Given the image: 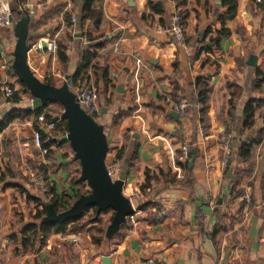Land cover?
Returning <instances> with one entry per match:
<instances>
[{
    "label": "crops",
    "instance_id": "0c3cea01",
    "mask_svg": "<svg viewBox=\"0 0 264 264\" xmlns=\"http://www.w3.org/2000/svg\"><path fill=\"white\" fill-rule=\"evenodd\" d=\"M13 1L16 9H21ZM175 1L93 0L92 8L101 12L100 24L95 28L86 21L83 29L79 27L82 0L25 1L24 8L29 13L32 11L29 15L33 25L27 36V62L41 81L49 78L53 85L63 82L56 53L59 42L66 47V69L70 75L76 68L81 47L88 43L89 32L93 38L91 44L106 41L101 48H94L95 61H104L116 87L111 96L113 108L102 107L105 113L101 108L95 120L103 125L108 141L106 165L115 160L117 151L128 140L138 143L137 158L127 169L122 190L131 197L135 223L126 221L113 237L107 238L105 229L112 210L100 215L98 225L91 223L90 218L83 221V216L69 224L64 232H52L43 243L37 242L33 249L22 251L11 235L18 232L38 207L25 198L19 186L43 198L44 183L37 171L40 166L72 162L70 168H77L78 173L80 170L73 153L64 156L69 150L65 144L53 146L47 157L39 155L31 140L33 116L25 117L22 122L12 121L0 133V264H102L101 258L105 255L111 257L110 264H137L147 255H154L158 264H264V104L255 110L253 131L262 129L263 138L251 154L253 170L242 175L236 186L243 193H249V204L242 196L233 200L225 198L233 170L243 169L247 163L236 164L233 157L226 170L229 148L222 142V137L232 138L234 143L240 139L243 102L248 97H264V84L261 94H253L251 87L264 50L261 18L249 0H238L236 16L224 23L229 34L219 36L218 43L213 45L210 40L221 27L217 15L224 12L221 0H186L180 7ZM150 2H161L165 14L152 13ZM176 12L186 16L185 48L175 44L169 33L158 32V28L167 27ZM66 14L70 15L69 20ZM202 39L209 50L201 51L194 58L202 48ZM48 41L54 43V51L47 50ZM14 43L13 25L0 28V83L9 79L20 97L15 106L25 107L30 98L9 73ZM251 54L256 56L255 67L246 63ZM213 62L218 65L216 72ZM87 71V83L96 88L102 104V82L96 87L90 69ZM205 71L212 73L206 129L200 123V106L193 104L195 78ZM228 83L243 90L241 99L234 101L238 107V128L230 135L225 134L231 123ZM0 97L1 119L4 110L9 111L13 105L5 101L1 92ZM172 97L188 104L185 116H179L174 110ZM119 111L123 115L112 122ZM172 111L178 113L177 119L170 115ZM183 142L198 151L197 156L190 157H193L191 167L188 166L192 172L190 181L175 162ZM64 148L67 149L63 151ZM123 160H118L119 172ZM145 169L151 174L169 172L177 183L159 190L151 182V187L146 189L151 195L150 205L140 209L145 202L139 191ZM224 171H229L231 176L224 175ZM56 186L55 192L60 194ZM68 186L69 190L64 192L71 196L79 187L71 183ZM80 187L89 190L86 182ZM218 199H221L219 206ZM96 226L103 229L98 244L92 242V236H100L93 228Z\"/></svg>",
    "mask_w": 264,
    "mask_h": 264
},
{
    "label": "trees",
    "instance_id": "16d2710c",
    "mask_svg": "<svg viewBox=\"0 0 264 264\" xmlns=\"http://www.w3.org/2000/svg\"><path fill=\"white\" fill-rule=\"evenodd\" d=\"M22 7H24L26 0H16ZM249 2L255 7V9L258 12V15L261 18V26L264 28V0H249ZM93 0H86L82 3L81 12H80V28L83 29L85 26V22L89 21L91 27L97 28L100 24L101 20V12L98 10H95L92 8ZM186 3V0H176L175 5L177 7L183 6ZM220 6L224 8V12L217 15L216 20H218L221 24V27L216 30V36L210 40V42L213 43V45L217 44L219 41V36H225L229 34V30L224 27V23L227 20H232L236 16L237 12V6H238V0H221ZM150 10L152 13H158L163 16L165 14V10L162 6L161 2H150ZM181 14V13H180ZM12 16L14 20L19 19L22 16L21 9L12 11ZM150 16V15H149ZM182 19H185V14H181ZM145 17V15H143ZM65 18L67 20L70 19V15H65ZM162 21V18L159 20ZM185 23V21H184ZM33 27L31 18L29 20L28 30H31ZM215 30V29H212ZM88 43L83 45L81 47L79 59L76 65V68L72 74H70V83L69 87L74 92L76 89L81 88L82 86L90 87L88 82V69H90L91 76L93 78L94 85L97 87V84L99 81L102 82V94H103V101L102 104H100L98 99V104L100 105V108L105 107L107 110H111L113 108V97H111L114 94V89L116 87L115 80L110 79L108 76V67L105 65L104 61H95L97 54L95 53L94 48H101L106 41H101L96 44H91L92 37L90 32L86 35ZM202 48L200 47L199 50L196 52V55L194 58L197 57V55L203 51V50H209V47L206 46L203 39L201 40ZM65 45L62 42H59L57 44V58L62 66V74L63 76L67 75V69H66V60L67 56L65 54ZM262 62L261 64L255 69V78L252 80L251 87H252V93L253 94H261L262 88L264 84V50L261 53ZM192 60V58H191ZM206 60V59H205ZM203 60V62L205 61ZM214 67V72L217 70V63H212ZM212 70V71H213ZM9 73L13 76L12 68L9 70ZM15 76V75H14ZM212 76L211 71L202 72V74L198 75L195 78L194 87L196 91V97L193 98V104L200 106L199 115H200V123L204 129L208 127L209 125V117L207 115L209 104V93L211 91V86L209 85L210 77ZM16 81L22 86L25 93L28 94L29 98H32V96L29 94L28 90L26 89L24 83L16 79ZM44 82H49L52 84V80L49 78H46ZM227 88L230 92V98L228 100V115L230 117L231 123L228 124L225 130L226 135H230L231 131L236 132V127L238 128V107L237 104L234 102L235 100H240L242 97V88L238 87L234 83H228ZM257 95V97H248L242 105V111L240 116V139L237 142H233L232 138H229L226 142L227 147L229 148V154L225 161V169L228 170L227 162L231 160V158H235L236 164L241 162H246L247 165L243 169L235 168L233 170L232 176L230 178V188L227 191L225 198L234 199L238 196H243V190L236 189V186L240 182V178L244 174H249L252 172L253 167L250 163L251 154L253 149L260 145L262 143L263 138V130L260 129L258 131H253L254 126V116H255V110L258 106L264 104V97H261ZM2 98V97H0ZM175 104L179 103V97H172ZM20 100V97L18 96V93L14 91L13 95L10 98L5 99L6 102L11 103L13 106L10 107V110L7 112V114L0 119V133L12 122H22L23 118L34 116L38 114L39 112L43 110H47L48 105L51 102H47V104L41 108L38 111H31L26 109L25 107L21 106H15V104H18ZM61 106V105H60ZM62 111V106H61ZM60 112H57L58 115H60ZM188 110L186 109L183 113H179V116H185L187 114ZM123 115V112H117L115 116L112 119V122H116L118 118H120ZM66 132V126L63 121L60 120V122L57 124V133L58 134H64ZM246 138L245 141H243V138ZM128 140L127 145L121 149H119L116 153V160H125L126 157L128 158V166L127 169L130 168L133 165V162L137 158V152H138V143L134 140ZM67 145L68 152L64 154L66 157L68 153H73L69 144L64 142H56L53 141L51 145L58 147L62 145ZM51 154V150L49 151L48 155ZM198 151L196 149H192L189 147L188 149V155L187 158H183L181 151L178 150L176 152L175 162L178 166L182 168V171L184 172V177L187 179V181H190V177L192 175L191 169L188 167V162L190 160V157L192 155L197 156ZM224 152L222 150V156ZM46 156V157H47ZM123 160V161H124ZM72 162L57 165L55 163H48L47 165L40 166L37 171L38 175L41 177L43 183H44V197L39 198L36 196H33L28 193L25 189L19 186L21 192L25 193V198L29 201H32L38 208L36 212L30 216V219L24 224H22L21 228L18 230V232L13 233L11 235V239L18 243L20 246V249L22 251H28L34 248L35 244L37 242L43 243L45 241V238L50 233H56V232H64L67 228V226L71 223L76 222L83 216H85L87 213H91V216L89 217V221L92 223H96L98 225L100 221V215L102 213H106L109 210L102 211L97 218H94L95 216V210L96 208L94 206L86 207L83 210V213L78 218H71L68 219L62 223L57 222H49V223H42L41 219L43 215L45 214V205L47 203H51L56 211H62L66 209L68 206L71 205L72 201L77 198L80 194H86L89 192V190H83L80 186H83L85 182L79 181L78 177L71 178V184L72 185H78L79 187L76 189L75 193L71 196L69 193H66L63 191V193L58 194L55 192V188L53 183L49 181V175L57 173L59 170L60 172L67 173L70 165ZM80 172V170H79ZM227 171H224V175H226ZM3 177V175H2ZM185 181V179L183 180ZM151 182H154L156 187L159 190H164L166 188H169L170 186L177 183L176 179L173 175H171L169 172L166 173L164 171H159L157 174L150 173L148 169L144 170V183L141 184L139 187V191L143 194L144 201L142 205H140V209H144L146 206L150 205L149 200L151 199V195H149L146 192V189H149L151 187ZM179 184V183H178ZM9 186H14L9 185ZM45 199V200H44ZM21 222H23L21 220ZM124 225V224H123ZM121 225V226H123ZM96 232L99 235L92 236V242L94 244H98L101 238L103 237V229L102 227H93ZM40 236V237H39Z\"/></svg>",
    "mask_w": 264,
    "mask_h": 264
},
{
    "label": "water",
    "instance_id": "95a60500",
    "mask_svg": "<svg viewBox=\"0 0 264 264\" xmlns=\"http://www.w3.org/2000/svg\"><path fill=\"white\" fill-rule=\"evenodd\" d=\"M20 8L22 16L17 20L11 18L15 37L11 68L16 79L24 83L32 96V102L25 108L38 111L47 102H55L62 106L59 117L65 123L66 133L56 138L55 141L69 144L73 152V160L80 164L78 179L86 182L89 186L88 193L80 194L70 206L62 211H56L51 203H47L41 222L62 223L71 218H78L82 215L83 210L89 206L96 208L94 218H97L102 211L112 210L111 220L105 229V236L111 238L119 231L121 225L126 223V217L134 212L131 198L124 195L122 191L126 179L128 158L123 161L118 177L112 178L106 168L108 141L104 127L88 114L76 100L75 93L69 87L70 75H65L64 81L60 85H53L38 79L30 69L27 62L30 15L27 9L22 6ZM246 63L255 67L256 56L249 55ZM7 112L4 110L1 117H4ZM102 113H105V108H102ZM170 115L175 119L178 117V113L174 111ZM134 137L136 138L137 135ZM245 140L243 138V141ZM192 161L193 157L189 160V167H191ZM229 164L230 161L227 162V165ZM226 176H231L229 171L226 172ZM216 204L219 206L221 199H218ZM110 259L109 255L102 256V264H110Z\"/></svg>",
    "mask_w": 264,
    "mask_h": 264
},
{
    "label": "built area",
    "instance_id": "2783aa9c",
    "mask_svg": "<svg viewBox=\"0 0 264 264\" xmlns=\"http://www.w3.org/2000/svg\"><path fill=\"white\" fill-rule=\"evenodd\" d=\"M11 1L12 0H0V28H6L13 25L14 19L9 6ZM30 13H32V11H30ZM11 18L13 20H11ZM158 32L169 33L175 44L185 48V23L180 13H174V15L170 18L167 27L158 28ZM46 48L48 51H54L55 45L52 41H48L46 42ZM14 91L13 84L9 79H4L0 83V92L2 93L4 99L10 98ZM74 93L76 95V100L81 105V107L88 114L94 117V119H96L101 114V108L98 104L99 95L96 88L92 86H82L81 88L76 89ZM31 102L32 98L29 99L28 103L30 104ZM173 107L178 113H183L188 108V104L185 101H180L178 104H174ZM32 118V144L38 151L39 155L46 157L53 147L51 143H53L56 138L63 136L66 132H64L62 135L57 133V124L61 119L59 116H54L47 110L39 112ZM226 141L227 137H222V142L226 143ZM180 149L182 157L184 159L187 158L189 144L183 142ZM106 168L108 170V174L113 178L119 172L120 162L115 159L111 164L106 165ZM134 195L138 196L137 194ZM242 197L246 204L251 202L249 193L245 192ZM126 221L134 224V214L127 216ZM72 241H75V238H73ZM137 264H158V262L154 255H147L146 257L141 258Z\"/></svg>",
    "mask_w": 264,
    "mask_h": 264
},
{
    "label": "rangeland",
    "instance_id": "374dc122",
    "mask_svg": "<svg viewBox=\"0 0 264 264\" xmlns=\"http://www.w3.org/2000/svg\"><path fill=\"white\" fill-rule=\"evenodd\" d=\"M9 6H10V10H11V11L16 10V8H17V4H16V2L13 1V0L10 2ZM61 80L64 81V78H63V79L61 78ZM48 108H49L51 111L55 112V113L61 111V106H60V104L55 103V102H51V103L48 105ZM48 108H47V109H48ZM49 109H48V110H49ZM66 149H67V148H64L63 151H65ZM75 167H76V164H75ZM76 169H77V168H73V166H72V168H69V170H68L67 173H66V172L63 173V172H60V171L58 170V171H57V174L54 173V174H50V175H49V181H50L51 183H53L54 186L57 185L56 187H57V189H58V191H59L60 194L63 193V191H65V190H69L70 187L68 186V184L71 182L70 179H71V178H75L77 175H79L78 170H76ZM58 172H59V173H58ZM111 213H112V212H111ZM90 216H91V213H87V214L84 216L83 221L88 220Z\"/></svg>",
    "mask_w": 264,
    "mask_h": 264
}]
</instances>
